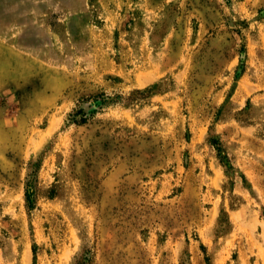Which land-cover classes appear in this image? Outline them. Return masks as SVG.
I'll use <instances>...</instances> for the list:
<instances>
[{"label":"rangeland","instance_id":"rangeland-1","mask_svg":"<svg viewBox=\"0 0 264 264\" xmlns=\"http://www.w3.org/2000/svg\"><path fill=\"white\" fill-rule=\"evenodd\" d=\"M0 264H264V0H0Z\"/></svg>","mask_w":264,"mask_h":264}]
</instances>
